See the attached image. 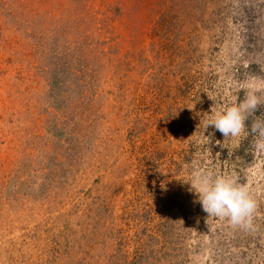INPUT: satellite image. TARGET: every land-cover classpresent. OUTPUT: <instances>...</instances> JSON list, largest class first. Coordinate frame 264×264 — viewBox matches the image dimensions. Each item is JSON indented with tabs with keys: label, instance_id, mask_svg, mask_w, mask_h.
<instances>
[{
	"label": "rangeland",
	"instance_id": "374dc122",
	"mask_svg": "<svg viewBox=\"0 0 264 264\" xmlns=\"http://www.w3.org/2000/svg\"><path fill=\"white\" fill-rule=\"evenodd\" d=\"M258 82L264 0H0V264H264V152L203 136ZM195 167L248 187L250 225Z\"/></svg>",
	"mask_w": 264,
	"mask_h": 264
},
{
	"label": "clouds",
	"instance_id": "9594fccd",
	"mask_svg": "<svg viewBox=\"0 0 264 264\" xmlns=\"http://www.w3.org/2000/svg\"><path fill=\"white\" fill-rule=\"evenodd\" d=\"M264 90V82L252 84L245 92L244 98L222 106L211 108L203 121V136L207 144L212 141L214 133L204 135L212 126L219 131L224 140L237 139L250 134L256 137L255 148L264 152V119L255 116L256 110L264 105V99L258 92ZM252 118L250 129L247 125ZM219 141V140H217ZM216 141V142H217ZM216 143L217 145H222ZM191 189L198 197L202 209L209 214L221 219H228L233 225L246 226L251 224L253 213L257 210V202L250 194L247 186L238 183L230 175H219L210 169L195 167L190 181Z\"/></svg>",
	"mask_w": 264,
	"mask_h": 264
}]
</instances>
